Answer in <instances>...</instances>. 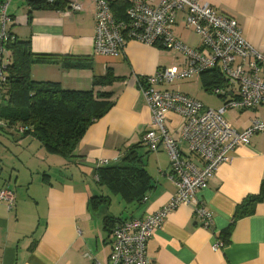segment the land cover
Listing matches in <instances>:
<instances>
[{"label":"crops","instance_id":"crops-1","mask_svg":"<svg viewBox=\"0 0 264 264\" xmlns=\"http://www.w3.org/2000/svg\"><path fill=\"white\" fill-rule=\"evenodd\" d=\"M65 1H78L82 9L67 13L65 8H31L28 0H12L7 29L18 40H29L34 53L61 57L59 62L34 63V80L56 82L65 90L88 91L94 76L111 71L116 79L100 89L111 93L114 104L86 129L72 158L49 153L30 134L0 132V187L9 184L15 192L11 207L0 202V264H109L113 222L155 212L177 189L167 152L162 146L150 151L142 142L151 114L140 81L159 68L184 65V56L134 39H128L120 53L97 54L93 1ZM196 1L235 18L241 35L264 50V0ZM172 33L189 47L200 46L201 38L186 26L182 10L176 11ZM218 70L225 80V85L214 88L219 92L207 91L200 76L153 87L187 94L205 107L218 109L225 99L238 96V82ZM208 95L219 98L217 108L206 105ZM229 111L227 118L223 116L238 131L254 117L264 120V104ZM165 123L172 136L180 139L181 117L167 112ZM136 144L152 187L142 200L126 201L97 182L96 168L116 164L123 150ZM262 182L264 131L237 146L209 177L206 187L197 191L193 202H201L211 213L210 227L201 224L191 205L178 206L147 242L151 264H264V198L246 205L249 196L260 193ZM92 196H106L109 201L95 206ZM238 207L247 213L234 218ZM218 241L222 246L215 249Z\"/></svg>","mask_w":264,"mask_h":264},{"label":"built area","instance_id":"built-area-1","mask_svg":"<svg viewBox=\"0 0 264 264\" xmlns=\"http://www.w3.org/2000/svg\"><path fill=\"white\" fill-rule=\"evenodd\" d=\"M11 1L0 0V83L5 81V43L14 39L7 29ZM92 1L95 5L93 45L97 54L120 53L126 41L134 39L179 52L186 61L180 67L171 65L144 75L145 83L140 84L151 114L149 127L141 139L150 151L162 146L167 152L176 192L155 212L143 218L122 219L111 231L109 264H151L147 242L165 217L178 206L191 205L201 224L210 227L211 213L201 202H193L197 191L206 187L209 177L222 162L229 160L237 146L248 143L253 134L264 131V120L260 117L252 118L248 126L238 131L223 116L228 110L264 104V50L255 48L241 35L235 18L215 13L207 3L199 4L196 0H120L125 4V20L116 21L111 0ZM81 9L78 1H69L64 10L68 13ZM178 10L185 13L186 26L199 34L201 41L197 48L187 46L173 35L172 25ZM238 59L242 62L237 63ZM214 68H219L228 80L238 82V96L225 99L218 109L205 107L187 94L153 87L198 77L201 72ZM214 91L219 92L218 89ZM170 111L182 119L180 139L172 136L165 123ZM0 127L15 133L27 129L23 123H10L3 118H0ZM192 157L197 158L200 165ZM14 200L15 192L9 184L0 187V202L11 207ZM221 246L218 241L213 247Z\"/></svg>","mask_w":264,"mask_h":264},{"label":"trees","instance_id":"trees-1","mask_svg":"<svg viewBox=\"0 0 264 264\" xmlns=\"http://www.w3.org/2000/svg\"><path fill=\"white\" fill-rule=\"evenodd\" d=\"M31 8H52L62 10L67 5L65 0H28ZM112 13L116 21L125 20V4L120 0L110 1ZM30 13V12H29ZM30 19V17H29ZM14 39L5 43V81L0 83V118L10 123H23L27 129L15 133L0 127L1 133L32 135L37 138L49 153L64 158L74 157V149L84 135L86 129L101 118L114 104L110 100L111 93L102 91L100 87L110 85L116 79L111 71L103 76H94L92 89L88 91L65 90L60 84L49 81H36L31 77L34 63L59 62L56 55L34 53L29 40ZM62 65L68 66L63 63ZM202 86L209 92L225 85L224 78L217 68L200 73ZM144 80L140 84H144ZM140 145L123 150L121 159L116 164L97 166V182L106 185L112 192L119 193L126 201H140L151 189V179L142 155ZM264 198V182L258 195L246 199L248 207ZM109 198L92 196L91 202L96 206ZM238 207L234 218L247 213ZM108 219H106L107 221ZM113 222L111 230L117 221Z\"/></svg>","mask_w":264,"mask_h":264},{"label":"rangeland","instance_id":"rangeland-1","mask_svg":"<svg viewBox=\"0 0 264 264\" xmlns=\"http://www.w3.org/2000/svg\"><path fill=\"white\" fill-rule=\"evenodd\" d=\"M211 94V93H210ZM219 103H220V100H219V98L218 97H216V96H210V95H208L207 97H206V105L207 106H211V107H215V108H217L216 106L217 105H219ZM229 113H230V111L228 110V111H226L225 113H224V116H225V118H227L228 117V115H229ZM116 198H114L113 199V203H112V208L115 210L116 209V207H117V205H116V200H115ZM115 200V201H114Z\"/></svg>","mask_w":264,"mask_h":264}]
</instances>
